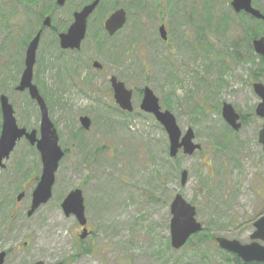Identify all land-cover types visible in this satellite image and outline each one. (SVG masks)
I'll list each match as a JSON object with an SVG mask.
<instances>
[{
    "label": "rangeland",
    "instance_id": "374dc122",
    "mask_svg": "<svg viewBox=\"0 0 264 264\" xmlns=\"http://www.w3.org/2000/svg\"><path fill=\"white\" fill-rule=\"evenodd\" d=\"M88 2L71 0L58 8L55 0H0V94L13 105L18 126L35 129L37 136L38 108L26 92L14 87L23 70L20 43L31 34L26 19L32 18L39 28L38 14L51 18L52 27L43 31L36 52L33 83L49 100V118L66 151L52 198L30 217L31 192L41 173L39 154L21 140L5 162L0 172V252H10L4 264H218L222 254L215 243L200 244L199 236L178 250L171 248L169 205L181 194L195 206L203 234L209 231L241 243L250 242L252 223L264 215V152L258 143L264 118L255 115L260 99L252 88L254 82L264 86V63L250 43L253 22L236 14L231 0H101L87 20L81 48L60 50L58 34L66 32L73 13ZM251 2L264 12V0ZM137 3L142 6L129 9ZM114 7L126 10L127 23L109 38L100 27ZM162 23L168 34L165 45L157 33ZM96 34L106 44L103 52L97 48ZM114 44L115 51L108 53ZM200 44L209 45V51L202 52ZM123 50L128 54L119 61L116 54ZM93 60L102 65L100 73H93ZM71 62L79 65L78 78ZM172 70L179 84H168ZM112 75L132 89L133 114L124 115L115 105ZM143 86L174 115L182 133L193 130L199 152L169 158L164 130L138 108L141 98L136 93ZM194 103L203 107V115L194 114ZM223 103L238 114V131L222 118ZM80 116L90 118V130H79ZM19 162L20 167L15 165ZM30 169L32 177L24 179ZM182 171L187 173L184 185ZM76 188L82 192L90 229L84 240L79 239L76 220L65 217L60 207ZM20 192L24 197L16 202ZM5 214L9 221L3 220ZM80 248L90 251L79 253Z\"/></svg>",
    "mask_w": 264,
    "mask_h": 264
},
{
    "label": "water",
    "instance_id": "95a60500",
    "mask_svg": "<svg viewBox=\"0 0 264 264\" xmlns=\"http://www.w3.org/2000/svg\"><path fill=\"white\" fill-rule=\"evenodd\" d=\"M70 0H56V5L59 7ZM99 0H94L90 4L84 6L79 12L73 14V23L65 33L59 34V46L62 50L79 49L86 33V23L88 17L97 7ZM231 7L238 13L245 12L255 19L264 21V16L257 10L251 7V0H232ZM126 21V14L123 9H117L104 21V29L110 35H114ZM51 20L46 17L42 23L43 28H49ZM41 30L31 40L25 54L24 70L22 72L18 86L15 88L18 92L28 91L29 97L36 101L41 115L40 120V138L36 139V131L27 133L24 128H18L14 118V111L9 104L6 96H0V107L2 113V131L0 135V168L4 167L2 162L8 159L13 151L16 142L23 136L30 142L31 145L36 144L42 163V172L35 189L31 194V206L27 212L31 216L34 211L42 204H45L52 196V188L55 183V173L58 169L59 162L64 156V152L58 144L59 138L53 124L48 118V111L44 100L40 96L38 89L32 84V71L35 64L36 50L41 37ZM159 34L162 40H166V31L162 25L159 28ZM253 48L256 54L264 59V36L253 41ZM95 69H100L101 65L97 62L93 63ZM110 83L114 93L116 104L124 111L132 112V91L126 89L122 82L116 80L115 77L110 79ZM255 94L261 99L255 109L256 116L264 118V86L260 83L253 84ZM142 100L139 108L147 114H151L155 120L164 129L168 139V153L170 158H174L181 150L182 154L191 156L196 151L200 150V145L194 142V133L191 128H188L182 134L177 126L175 117L172 113L165 110L162 111L159 106V100L148 87H144L142 91ZM221 114L226 123L235 131L239 130L240 123L238 115L233 110L232 106L224 103L222 105ZM82 127L88 130L91 121L88 117L79 119ZM258 142L262 145L264 151V124L259 132ZM186 171L181 172V184L186 182ZM24 193L17 196V201H20ZM61 209L66 217L74 216L77 223L84 227L86 219L84 216V205L82 192L79 189L71 190L61 203ZM170 244L174 249L183 246L186 240L192 235L202 230L201 224L195 219V207L184 200L177 194L170 204ZM254 231L250 235L251 243L243 244L237 240H229L223 237H218L216 243L221 250L236 255L245 263L256 262L264 263V246L256 243V240L264 241V215L253 223ZM87 230L83 228L81 238L87 236ZM5 254H0V264H2ZM33 264H43L37 262Z\"/></svg>",
    "mask_w": 264,
    "mask_h": 264
},
{
    "label": "trees",
    "instance_id": "16d2710c",
    "mask_svg": "<svg viewBox=\"0 0 264 264\" xmlns=\"http://www.w3.org/2000/svg\"><path fill=\"white\" fill-rule=\"evenodd\" d=\"M25 1H30V2H32V3H36L37 1H39V0H25ZM89 1H91V0H89ZM102 3V2H101ZM101 5V4H100ZM138 6L140 7V6H142V3L141 4H134L133 6H131L130 5V8L129 9H137L138 8ZM156 9L158 10V11H160L161 10V7L160 6H156ZM47 13H43V14H38L39 15V17H42V15H46ZM252 21V20H251ZM253 23H252V25L250 26L251 27V29H249L248 30V32H249V39H250V41H252L253 39H255V38H257V37H259V36H261L263 33H264V25L260 22V21H252ZM206 23H207V21H206ZM223 24H225L224 22H222ZM207 25H209V23H207ZM100 30H101V32L103 33V30H102V28L100 27ZM53 31L55 32V29L53 28ZM98 34H96L95 35V37L96 38H98L99 36H97ZM130 42L132 43L133 42V40H130ZM26 43V42H25ZM133 44H136V42H134ZM96 45H97V48L100 50V52H103L104 51V49L106 48V44H105V42H103L102 41V39L101 38H98L97 40H96ZM120 48H122V47H120ZM199 48H200V50L202 51V52H207V51H209V48H210V46L209 45H206V44H200L199 45ZM109 49H110V51H108V53H112L113 51H115V49H116V47H114V46H112V45H110L109 46ZM126 51L125 50H123L122 52H120L118 55L116 54V58L119 60V61H123V60H125L126 58H125V56L128 54V50H127V52L125 53ZM193 52L194 53H198V50L197 49H194L193 50ZM134 58H136V60H137V56H135L134 55ZM131 59L133 60V56H131ZM261 61H263L262 59H261ZM264 62V61H263ZM44 63V62H43ZM164 61H162V65H164ZM45 64V63H44ZM71 64H75L74 62H71ZM139 65H140V63H139ZM141 67V66H140ZM44 68L46 69V67L44 66ZM75 71H76V68L74 69ZM142 71V70H141ZM167 82H168V84H170V85H173V84H177V83H179V79H177L175 76H174V71L172 70V71H170L169 73H168V75H167ZM39 83V82H38ZM141 94V92L140 91H138V95H140ZM43 96L46 98V94H44L43 93ZM170 99H171V95H170V97H169ZM46 100H47V98H46ZM47 102H48V100H47ZM165 103V106L167 107V108H170L169 107V104H170V100H167V102L165 101L164 102ZM193 112H194V114L195 115H197V116H201V115H203V113H204V111H203V107L200 105V104H198V103H194V105H193ZM74 136H75V134H74ZM78 136V134L76 133V137ZM224 137L226 138V140L228 141V139H229V137L227 136V135H225L224 134ZM18 167H20V163H18ZM5 216L6 215H4V220H6L5 219ZM208 235H202V234H198V236H199V239H201V240H209V241H214V235L213 234H210V232L208 231V233H207ZM84 252H89L88 250L87 251H84ZM218 264H257V263H243V262H241L237 257H235L234 255H228V254H224L223 253V257H222V259H220V261L218 262Z\"/></svg>",
    "mask_w": 264,
    "mask_h": 264
},
{
    "label": "flooded vegetation",
    "instance_id": "af4514ba",
    "mask_svg": "<svg viewBox=\"0 0 264 264\" xmlns=\"http://www.w3.org/2000/svg\"><path fill=\"white\" fill-rule=\"evenodd\" d=\"M10 2H12V1H10ZM13 3H15V2H13ZM25 10V9H24ZM18 11V15H19V17H20V19H21V10H17ZM24 13L26 14V11H24ZM25 24H26V26L29 28V32L30 33H32V31H35V29H36V24L33 22V20H32V18H30L29 20L28 19H26V21H25ZM25 26V27H26ZM20 27L18 26V25H16L15 26V29L17 30V31H19L20 29H19ZM31 39H32V36H30V38H29V40H28V42L27 43H23V46L21 45V49L19 48V52H21L22 53V51L24 50V57H25V51H26V48H27V46H28V44H29V42L31 41ZM66 52H68V53H70V52H72V51H66ZM24 57H23V64H24ZM101 72V70H99V71H95V70H93V73L94 74H96V73H100ZM33 104L34 105H36L35 104V102H33ZM1 124H2V117H1V112H0V133H1ZM21 140H24V141H28L25 137H22L20 140H19V142L21 141ZM5 169V168H4ZM1 172V171H0ZM89 229V228H88ZM9 252L10 251H5V253H6V256L4 257V260H3V263L2 264H4V262H5V259H6V257H7V255L9 254ZM62 264H65V262H61Z\"/></svg>",
    "mask_w": 264,
    "mask_h": 264
}]
</instances>
